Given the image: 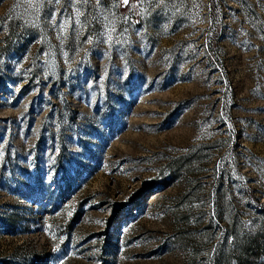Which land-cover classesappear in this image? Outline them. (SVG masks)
I'll return each mask as SVG.
<instances>
[{
	"label": "rangeland",
	"instance_id": "1",
	"mask_svg": "<svg viewBox=\"0 0 264 264\" xmlns=\"http://www.w3.org/2000/svg\"><path fill=\"white\" fill-rule=\"evenodd\" d=\"M0 264H264V0H0Z\"/></svg>",
	"mask_w": 264,
	"mask_h": 264
},
{
	"label": "snow or ice",
	"instance_id": "2",
	"mask_svg": "<svg viewBox=\"0 0 264 264\" xmlns=\"http://www.w3.org/2000/svg\"><path fill=\"white\" fill-rule=\"evenodd\" d=\"M55 2L58 4L60 2V0H55ZM81 0H75V3H80ZM83 2H87V0H83ZM121 2L124 4V5H129L130 4V0H121ZM97 3H99V0H97ZM79 14V13H78Z\"/></svg>",
	"mask_w": 264,
	"mask_h": 264
}]
</instances>
